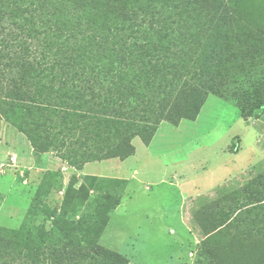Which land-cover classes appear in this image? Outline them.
Returning <instances> with one entry per match:
<instances>
[{
  "label": "trees",
  "instance_id": "trees-1",
  "mask_svg": "<svg viewBox=\"0 0 264 264\" xmlns=\"http://www.w3.org/2000/svg\"><path fill=\"white\" fill-rule=\"evenodd\" d=\"M233 12L227 0H0V77L10 78L0 84L3 113L36 155L62 156V135L89 147L98 142L95 128L110 123L107 152L97 143L91 148L101 153L88 158L127 159L133 137L149 144L162 122L195 120L209 93L233 90L236 68L263 50V34L253 40L235 33ZM193 27L199 52L181 45ZM260 108L264 100L245 121ZM47 176L42 186L50 192ZM119 202L89 220L9 233L13 239H0V264H129L100 244ZM227 221L201 226L204 242L243 241L231 245L227 258L264 264V239L252 244L236 238L244 237L239 231L230 236V228L241 227Z\"/></svg>",
  "mask_w": 264,
  "mask_h": 264
},
{
  "label": "rangeland",
  "instance_id": "rangeland-1",
  "mask_svg": "<svg viewBox=\"0 0 264 264\" xmlns=\"http://www.w3.org/2000/svg\"><path fill=\"white\" fill-rule=\"evenodd\" d=\"M227 5L234 11L236 34L245 32L253 40L256 34L264 37V0H227ZM198 21L202 22L203 18ZM193 29L184 31L181 45L199 52L194 40L201 38L194 37ZM225 33L222 29L219 36ZM9 79L8 74L0 77V84L8 83ZM233 80V90L209 93L195 120H181L178 124L162 122L149 144L142 136L133 137L134 153L127 159L99 161L88 158L90 151L101 153L98 147L92 146L98 143L106 147L108 144L110 123L95 128L98 142H91L86 148L75 142L72 145L62 135L64 153L62 156L57 154L61 166L48 172L53 176L52 186L57 193L46 192L49 187L44 186V189L42 182L33 194L30 190L31 196L0 195V239L9 241L13 239L9 233L23 228L37 231L46 226L49 231L56 221L66 225L71 221L89 220L104 206L119 200L116 209L108 214L100 244L127 258L129 264H235L227 254L231 245L243 241L232 242V237L226 236L230 242H219L212 236L204 242L203 233L191 220V210L188 212L189 205H198L197 196L203 186L209 189L225 182L228 174L220 167L224 161L230 162L232 175L240 176L262 156L258 142L264 136V119L252 124L246 123L245 119L264 100V46L245 68H236ZM3 104L0 100V129L6 124L11 125L3 113ZM261 115H264V108L249 119ZM62 130L68 132L65 128ZM151 132L152 129L144 132V136L148 137ZM19 138L31 145L23 133ZM238 142L240 153L237 157L224 159L223 151L233 150L232 146L235 144L236 147ZM14 160L15 156H9L8 163L0 168L2 174L10 169ZM63 164L71 168L62 173ZM22 181L19 176L15 189L22 190ZM187 196L195 197L196 201L183 206ZM188 218L191 221L188 222ZM233 230L234 233L239 231L244 237L236 238L246 243L264 239L257 235L260 228ZM243 264L251 263L245 261Z\"/></svg>",
  "mask_w": 264,
  "mask_h": 264
},
{
  "label": "crops",
  "instance_id": "crops-1",
  "mask_svg": "<svg viewBox=\"0 0 264 264\" xmlns=\"http://www.w3.org/2000/svg\"><path fill=\"white\" fill-rule=\"evenodd\" d=\"M262 119H264V115L251 118L246 123H260ZM20 135L21 133L11 125L6 124L0 129V142H2L0 144V168L8 163L9 156H15L14 164H10V169H6L3 174L0 171L1 196L5 194L20 197L31 196L41 186L40 184L46 181L48 172H53L57 166H61L57 154L36 155L33 147L22 141L19 138ZM258 143L261 145L262 156L242 175H232L230 162L228 163L226 160L220 165L221 171L228 174L223 184L209 189H205L208 187L202 185L204 188L199 191L197 196L199 203L196 207L194 204L191 207L189 205L191 201H196L195 197L187 196L183 199V206L186 205L185 203L189 205L188 212L190 210L192 212L191 220L199 230L201 226L215 225L224 217L228 219L226 225L236 221V226L241 228H260L257 235L264 237V231L261 232V228H264V136ZM239 146L240 142L237 143L235 150L225 149L222 153L224 159L232 156L237 157L240 153ZM227 153H230L231 156ZM259 167L260 171H257ZM70 168L63 164L61 172ZM19 176L23 180L22 190L15 189ZM30 190L32 194H29ZM56 193V189L51 191V195ZM7 200L9 201L8 198ZM196 215L197 218H195ZM188 219V222L191 221L190 218ZM234 228H230L228 235L231 236L234 233Z\"/></svg>",
  "mask_w": 264,
  "mask_h": 264
}]
</instances>
